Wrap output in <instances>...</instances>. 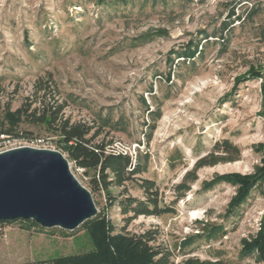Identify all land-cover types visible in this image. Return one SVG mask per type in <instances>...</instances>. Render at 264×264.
<instances>
[{"label":"rangeland","instance_id":"1","mask_svg":"<svg viewBox=\"0 0 264 264\" xmlns=\"http://www.w3.org/2000/svg\"><path fill=\"white\" fill-rule=\"evenodd\" d=\"M156 1L115 8L97 0H0V130L8 133L0 136V153L59 152L91 193L97 215L114 226L111 252L126 234L149 231L174 264H264V183L233 212L238 186L209 184L262 167L264 0ZM255 8L253 20H236ZM224 22L233 28L222 30ZM154 32L163 37L132 46ZM204 35L212 38L203 51ZM38 81L49 88L47 100L75 99L63 111L71 122L91 123L97 114L124 119L126 131L108 133L105 141L149 155L140 177L158 187L160 216L125 226L119 209L90 190L58 138L14 114L32 100ZM159 103L162 116L146 145L148 110ZM128 192L143 197L135 184ZM29 223L0 224V264H104L109 256L83 226L66 232Z\"/></svg>","mask_w":264,"mask_h":264},{"label":"trees","instance_id":"2","mask_svg":"<svg viewBox=\"0 0 264 264\" xmlns=\"http://www.w3.org/2000/svg\"><path fill=\"white\" fill-rule=\"evenodd\" d=\"M164 1V0H163ZM142 2V3H141ZM156 0H97V4L108 7H127L135 4H150L156 6ZM258 14V9L250 10L245 17L237 15L236 20L244 22L253 20ZM233 15V13H232ZM240 23V24H241ZM234 22L221 24L222 30L229 31L233 28ZM163 37L162 33L154 32L141 35L131 41L132 46H140L149 43L152 40ZM221 37V36H220ZM212 36L204 35L200 47L204 51L208 39ZM227 40V38H226ZM225 40L222 42L224 43ZM201 52H199V56ZM194 65V63H191ZM262 77V112L264 118V75ZM34 97L27 99V105L17 109L14 114L23 117L26 121L36 125L45 126L46 130L54 134L58 146L67 154L68 159L81 169L84 175L89 179L90 190L92 192H102L109 202V207L116 206L120 215L123 217L125 226H128L138 217H158L163 212L160 207L159 190L156 184L140 176L148 170L150 157L148 154L136 152L134 155L128 153L116 152L112 146L114 142L105 141L104 136L112 132H125L126 123L122 117L112 121L109 115L102 117L100 114L91 123L71 122L68 117H64L63 111L68 106L67 101L74 102V98L68 95L66 99L59 102L56 97L47 100L49 88L41 82L34 84ZM47 88V89H46ZM40 92L43 95L38 97ZM37 103L38 107H33ZM33 107V108H32ZM162 116L161 104H156L155 109L148 110L149 125L144 135L145 144L148 145L155 131L156 123ZM6 131L0 130V136L7 135ZM17 138L32 139L29 133H12ZM102 137V138H100ZM264 151V145L259 146ZM231 184L238 186L236 196L233 198L230 211L233 212L246 203L252 192L260 184L264 183V158L262 167L251 176H241L238 174H229L214 179L210 185ZM135 184L143 193L142 199L132 197L128 192V185ZM209 185V186H210ZM118 189L117 194L112 190ZM4 224V223H0ZM32 226L36 224L30 222ZM83 228H87V235L98 243L99 247L109 253L104 264H174L172 253L157 245L156 237L149 231L140 235H127L121 238L120 243L115 246V251L108 244L110 235L115 232L114 226L99 215L94 219L84 223ZM255 249L257 246H253ZM253 249V248H252Z\"/></svg>","mask_w":264,"mask_h":264},{"label":"water","instance_id":"3","mask_svg":"<svg viewBox=\"0 0 264 264\" xmlns=\"http://www.w3.org/2000/svg\"><path fill=\"white\" fill-rule=\"evenodd\" d=\"M96 215L91 193L59 152L21 147L0 153V223L72 232Z\"/></svg>","mask_w":264,"mask_h":264},{"label":"built area","instance_id":"4","mask_svg":"<svg viewBox=\"0 0 264 264\" xmlns=\"http://www.w3.org/2000/svg\"><path fill=\"white\" fill-rule=\"evenodd\" d=\"M249 6H251V5L249 4ZM112 148H113L116 152L128 153L129 155L132 156V154H131L129 151H124V150H122V149H119V148H118L117 146H115V145H113ZM134 154H135V153H134ZM134 154H133V155H134ZM79 170H81V169H79Z\"/></svg>","mask_w":264,"mask_h":264},{"label":"bare ground","instance_id":"5","mask_svg":"<svg viewBox=\"0 0 264 264\" xmlns=\"http://www.w3.org/2000/svg\"><path fill=\"white\" fill-rule=\"evenodd\" d=\"M199 213H192V215L194 216V215H198Z\"/></svg>","mask_w":264,"mask_h":264}]
</instances>
